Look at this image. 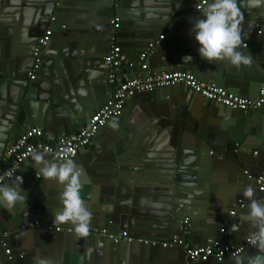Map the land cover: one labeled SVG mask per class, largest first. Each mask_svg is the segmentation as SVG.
Returning a JSON list of instances; mask_svg holds the SVG:
<instances>
[{
    "label": "crops",
    "instance_id": "obj_1",
    "mask_svg": "<svg viewBox=\"0 0 264 264\" xmlns=\"http://www.w3.org/2000/svg\"><path fill=\"white\" fill-rule=\"evenodd\" d=\"M241 1L246 2V0H239V2ZM52 2V13H56L59 17V23H66L68 29L66 32L53 33L56 38L53 37L52 39L50 55L54 57L52 59H55V56H59L60 53H68L69 68H71L70 72L73 75L83 73L86 77L94 78V82L103 83L104 78L102 79V77L107 75V63L104 58L110 49L112 37L115 38L113 43L121 47L123 54L133 64L148 41H150L149 46L152 39L158 40L161 35H164L160 53L154 54L153 58L148 59L150 68L157 69V62L160 58L178 60L185 56H191L192 61L189 63L196 65L207 76L213 77L215 80L212 84L222 86L231 93L246 97L248 96L240 94L241 88L249 94L258 89L259 80L252 79L251 81L249 79L252 75L250 68L237 69L227 62L208 63L203 59L200 63L199 45L191 32L196 18L190 14L192 12L190 4L182 5L179 0H126V9L132 12L127 14L123 27L118 31V36L114 29L112 33V18L106 14L110 4H104L101 0H66L64 4L58 3L59 5L56 0H0V15L4 16V22L8 27L14 25V28H12L13 26L6 28V33H9V40H6L5 45L9 47H2L9 48L12 55L10 61H26L29 58L30 54L28 56L27 51L38 38L35 37L34 33L39 30V26L43 23L44 12L49 9ZM262 9L255 8L256 11L260 10V12ZM241 11L245 14L244 9ZM52 16L54 15L52 14ZM113 18L118 19L119 22V18L116 16ZM250 20L251 25L241 24V29H244L242 30V40L248 45L249 43L252 44L251 52L257 53L259 50L264 52V26L261 29L255 28L253 18ZM45 22L46 28L50 26V19ZM55 26L56 23L52 25L53 31ZM67 45H69V49ZM45 70V68L42 69L44 74ZM139 74L142 78L149 75L147 72H140V69H132L126 64L119 72V77L125 79ZM194 74L197 76L195 72ZM197 77L199 78V76ZM83 80L79 83V94L91 107V113H94L103 102L92 101L91 96L97 94L98 88L95 84L86 85ZM6 91V98L1 99L2 97H0V120L4 119L3 116L6 112L3 107L9 106L7 98L9 100L13 98L15 88L10 86ZM187 92L191 91L187 89ZM158 95L157 91L149 93L148 96L138 95V98L136 97L129 104L126 103L121 121L111 122L108 128L99 133L96 140L92 141L85 150L77 155L75 158L76 165L79 168L88 166L95 169L99 156L98 152L109 146H113L119 151L120 156L117 154L108 155V159L112 157L115 160L107 162L109 164L100 174V178H97L104 183L98 192L106 187L105 183L111 184L110 182L115 180L114 174L122 166L126 168L125 172L129 170L137 174L138 181H142V187L137 188V193L148 195L138 196L142 199H139V203L136 202L132 206V208L135 209L136 207L142 211L138 213L139 222L134 223L136 229L134 231L138 235H149L158 239L163 235L162 224L159 220L164 218L166 206L158 207L157 203L166 204L167 200H170L167 193L168 189L162 186L163 177L165 178L170 167L173 171L175 170L185 176L177 185V191L169 193L170 195L176 193L185 199L186 197L194 198L209 209L211 207L217 208L226 214L225 217L232 216L234 218L241 211L240 201H243L246 205L243 210H246L244 211L246 213L249 201L243 196V192L253 182L252 179L264 170V107L259 110V114L253 113L251 117H236V114H229V111L222 106L204 103L203 98L198 95L191 96L190 101L187 102H184L185 100L180 101V95H177L175 100L179 103L177 110L179 118L184 116L183 122L186 125L194 123L196 132L198 129L201 131L202 135H198L202 142L204 143L205 138H207L213 145L210 151H206L202 148V142L184 130L185 134L182 139L180 138V149H178L170 145L172 139L159 124V122H166L175 113V110L174 108L171 109L170 103H163V98ZM101 96L103 98H99V101L107 98L105 90L101 91ZM34 103L35 100H32L27 107L33 109ZM150 106L154 109L149 108ZM156 111L160 114L158 117ZM83 126L81 125L80 128ZM51 136L59 137L55 134ZM232 137H237L241 141L237 140L238 143H236L237 141L230 140ZM221 145H223L222 149L225 150L229 147L228 150L241 148L249 151L244 154L245 160L239 161V163L242 164L241 167L248 169L245 172L247 176L248 174L252 175V179L248 178L250 183L240 185V181L236 180L237 177L234 175L237 167L232 165V162L227 161L228 158L225 157V153L218 151V147ZM199 150L201 151L198 153ZM255 152H259V155L256 156ZM4 157L5 154L2 158ZM101 158L102 161H105V155H101ZM137 168L140 169V175ZM34 169L35 167L30 164H25L20 168L22 174L19 177L23 181L21 187L24 193H26L27 188L26 180L30 179V174L33 173ZM146 171L149 174L145 173ZM169 176L173 177L172 174ZM36 177L44 180L38 173ZM11 182L13 184L19 183L17 179ZM88 182H90L89 177ZM47 183L54 184L52 182ZM256 191V198L264 200V191H259L258 188ZM259 195L262 196L258 198ZM26 196L31 197L28 194ZM159 196L167 200L164 201L163 198L157 200ZM55 198L58 199V195ZM88 201L91 205L93 204L92 199ZM19 207L28 216L29 222L32 223L34 213H29L27 209L29 206L19 205ZM0 214L4 219L13 216L12 212L4 209H0ZM212 214L215 215L216 212L212 210ZM214 219L213 216L207 217L209 222H214ZM225 224L227 223L224 222L223 226L216 231L215 238L223 243L227 242L225 244L241 242V233L237 231L232 236L233 233L227 232ZM34 228L36 229H33L32 224L28 234L22 237L17 236L15 241L8 243L12 251V244L19 243L22 250L30 252L27 255L32 261L31 264H37L38 259L47 261V264H65V258L69 259L71 255L76 254V251L81 254L79 264H171L172 262L182 264L179 253L177 259L176 257L165 256L158 251L150 252L140 247L126 251L127 249L112 247L99 240L89 243L77 239L74 233H72L73 235L62 236L60 239L41 231L40 228H44V225H35ZM222 229H225L224 232H221ZM126 232L131 233L129 230ZM202 237L194 234V243L196 245L202 244L204 241ZM4 255V247L0 244V256L3 258ZM70 260L72 259L70 258L66 264H70Z\"/></svg>",
    "mask_w": 264,
    "mask_h": 264
},
{
    "label": "water",
    "instance_id": "obj_2",
    "mask_svg": "<svg viewBox=\"0 0 264 264\" xmlns=\"http://www.w3.org/2000/svg\"><path fill=\"white\" fill-rule=\"evenodd\" d=\"M52 1V0H51ZM66 0H61L60 4H64ZM104 4H110L108 6V11L106 14H108L109 18L113 19V16H116L119 18V27L114 29V26L111 25V31L113 33V29L115 33H117L120 28L123 27L125 18L127 14H131V10L126 9V0H101ZM179 2L183 4H190L189 6L192 9V12L190 10L191 16L194 18H201L202 12H199L196 10V0H179ZM241 9H244L245 14L243 13L244 20L242 25H251V20L253 18V24H255V28H258L257 25H260L264 21V8L259 11H256L255 9H250L247 7L246 2L244 1L240 2ZM53 8V2L51 3L49 9H47L44 12V16L42 18L43 23L39 26V30L35 31L34 35L35 37H38L37 40L30 46L27 53L29 58L26 61H10V57L12 56L10 53L9 48H2V47H9L8 45H5L6 40H9V33H6V28H14V25H6L4 22V16L0 15V97L1 99L6 98V90L13 86L15 88V92L13 95V98L9 100L7 98V103L9 106H4L3 109L5 110V115L3 116L4 119L0 120V159L4 156L9 146L15 143V141L27 130H29L32 127L40 126L44 128L49 135L55 136H68L73 131H78L80 126L84 125L91 115L90 106L89 104L82 99V97L79 94V83L83 80V83L86 85H96L98 88L97 94H94V96H91L92 101L97 102H103V104L112 96L114 86L109 83L108 76L110 73V65L107 63V75L103 76L104 78L103 83L94 82V78H89L90 76H84V74L80 75H73L69 68V56L68 53L64 54L60 53L59 56H55V59L53 56L50 55V49L52 47V39L50 43L45 46L43 49L42 55H41V64L39 69L37 70V73H35V78L30 79L29 73L32 70V67L35 62V58L33 56L34 48L37 44L38 39L41 37V33L44 32L46 25L45 21L48 22V20L51 18V15L53 14L55 18L56 26L54 32H66L68 29V25L66 23H59L58 15L56 13H52ZM248 11V13H247ZM255 15V16H254ZM111 19V20H112ZM57 27V28H56ZM242 28V27H241ZM244 30V29H242ZM56 38V37H55ZM155 39H152V42H154ZM150 41L146 44L145 48L148 47ZM163 40L159 41V44L156 46L155 51L150 56L151 58L155 55H158L160 53V47L163 46ZM252 44H247L246 48L240 49L241 51L248 53L252 57V63L248 66L241 67L243 69H249L252 73L250 80L252 79H258V89L256 92L253 91L246 93L245 90H242L241 88L239 91L240 94L247 95L251 99L257 98L259 94V90L261 85L264 83V52L258 51L257 53L255 51L251 52ZM68 49H69V45ZM66 50V49H65ZM63 50V51H65ZM123 51V50H122ZM3 56V57H2ZM149 57V58H150ZM200 63H202V59L200 58ZM158 67L157 69H152L149 67L147 70V73L149 75L153 74H160L161 72L168 71V70H180V71H186V72H195L197 76H199V79L213 83L215 80L213 77L207 76L204 71L201 72V69L196 67V65L184 62L182 58H179L178 60H172L160 58L157 62ZM132 69H139V57L135 59V61L132 64ZM45 70V74L43 73L42 69ZM39 71H42L39 73ZM122 71V68L118 71V78L119 80H122V77H119V72ZM201 74V75H199ZM132 77V76H131ZM217 77V75H216ZM105 90L106 97L102 99V101H99V98H103L101 96V91ZM9 93V92H8ZM161 93V94H160ZM149 93H140L137 94L134 98L130 99L127 104H129L130 101L134 100L136 97L138 98V95H147ZM159 94V95H158ZM157 95L159 97L163 98V103L168 102L170 103L171 109L174 108L175 113H173L170 118L166 122H159L160 126L163 128V131L168 134V136L172 139L170 142V145L173 148L180 149V138L182 139L183 135L185 134L184 130L189 132L190 135L195 136L194 138H197L200 142H202V139L199 137L201 134L200 129L196 132V126L194 123H191L189 125H186L184 121L185 117L179 118L180 116L177 114V110L179 108L178 101L175 100V97L177 95H180V101L185 100L184 102L190 101L191 96L198 95L193 92H187V88L183 85H177V86H170V87H164L157 90ZM200 96V95H198ZM201 97V96H200ZM150 98V97H148ZM203 98V97H202ZM140 99V98H139ZM156 99V98H155ZM32 100H35L33 109H30V107H27L28 104H31ZM101 100V99H100ZM204 103L211 104V105H217L214 102L207 101L204 99ZM158 103H160L158 101ZM176 103V104H175ZM175 106H172L174 105ZM187 104V103H184ZM220 106V105H219ZM221 107V106H220ZM225 110L229 111V114H236V117H244L248 118L251 117V115L259 114L260 109H253L250 108L248 110H234L228 107L222 106ZM264 107V106H263ZM149 108H153L150 106ZM124 113V111H123ZM122 113V114H123ZM157 117L160 115L158 111H156ZM122 116V115H121ZM121 116L112 118L109 123L99 130V132L96 134V136L93 138L92 141L96 140V137L99 133H102L106 128H108L111 122H118L121 121ZM158 119V118H157ZM67 130H69L67 132ZM62 131V132H61ZM58 132V133H57ZM165 134V133H163ZM187 134V133H186ZM199 134V135H198ZM176 138V141H174ZM205 138V137H204ZM237 137H232V141H241L240 139H236ZM203 143V142H202ZM238 143V141L236 142ZM168 144V146H170ZM241 147V146H240ZM202 148L206 151H210L213 148L212 142H210L207 138H205L204 143L202 144ZM223 145L221 147H218L219 152L225 153V157L228 158L227 161L230 163L232 162V165H235L237 168H235L236 173L235 177L236 180L239 182L240 185L250 183V180H248V176L246 175V171L248 169H245L244 167H241L242 164L239 163V161L245 160L244 154H247L246 149H231L228 150V148L222 149ZM83 148L81 151L85 150ZM264 150V149H263ZM80 151V152H81ZM201 150L198 151V153ZM99 156L97 159L96 167L91 168L88 166H85L82 168H79L81 171V180L84 185L83 190L81 192L82 199L85 201L86 206L89 208V210L92 212V221L90 225V229L94 227L98 228H104L107 229L109 232H118V231H126L129 230L131 232V235L137 236V237H143L146 239H152L157 241H165L172 236L176 235L179 232V228L182 224V222L185 220V218L189 219L190 222V229H191V236H190V243L192 245H196L193 241L194 234H198L203 236V243L200 245H205L209 239L215 238V233L217 230H219L223 223L225 226H227V232L233 233L232 236L238 231L242 235V241L243 242L247 237H249V234L252 231H255L249 225L248 223L241 220L242 214H244L246 210L241 209L239 211V214L237 217H225L226 214L222 213L220 210H217V208H210L207 207L205 204H202L198 200H195L194 198L186 197L182 198L178 196L176 193L170 195L169 193L173 191H177V185L181 180L185 178V176L182 173H178L177 171H173V169L170 167V170H167L168 173H166L165 178L163 177L162 186L164 188L168 189V197H170V200L159 196L157 200L163 198L162 200L166 201L165 203H157L158 207L161 205L163 207L166 206V213L163 214L164 218L160 219L161 222V228L163 230L162 237H152L149 235H141L136 234V230L134 227V223L139 222L138 213H141V210H138L132 208V206L137 202L139 199L138 196H148L144 194L137 193L138 187H142L141 182L138 181L137 174L134 172H131L128 170V172H125L126 168L120 167V170L114 174L115 180L113 182H110L111 184L105 183V188L102 189L101 192H98V189L103 186V182H100L97 178H100V174L106 167L107 162L114 161V159H108V155L110 154H117L120 156L118 150L113 148V146H109L106 149L98 152ZM251 154V151H250ZM45 158L49 161H53L50 155L44 154ZM101 155H105V161H102ZM210 155V153H209ZM257 155H259V152H257ZM256 155V156H257ZM212 156V155H211ZM75 161V158L73 159ZM25 164L33 165V161L31 160V157L25 160L22 164V168ZM175 168V167H174ZM94 171L92 173V171ZM138 174L140 175V169L137 168ZM87 172V173H86ZM145 173L149 174L148 171ZM22 174V171H18V173L13 176V178L8 181L7 183H12L11 181L15 180L17 177H19ZM37 170L34 169L33 173L30 174V179L26 180L27 188H26V194L31 195V197H27L26 199V206H29L27 209L29 210V213H34V218L32 219V223L29 222L28 216L25 215V213L22 212V209L18 206L17 209L13 210V216L10 218H3L0 214V233L2 235L0 236V244L3 247V242L9 243V241H15L16 238L22 237L29 233L30 226L35 223H39L41 225H44V228H40L41 231H44L48 233L49 235L62 238V236H69L66 235L64 232L62 233H56L54 231H49L46 225H55L54 224V215L61 207L59 199L55 198L56 195H58L59 192H61V187L54 184H48L45 180L38 179L36 177ZM169 176V175H171ZM35 178V179H33ZM169 176V177H168ZM88 177L89 181L88 182ZM173 178V181H172ZM252 183L250 184L257 190V181L256 179H252ZM176 184V186H175ZM141 185V186H140ZM257 192V191H256ZM93 193V196H92ZM92 196V197H91ZM262 195L257 196L260 198ZM166 197V196H165ZM55 198V199H54ZM134 198V200H133ZM93 204L91 205L88 200H91ZM136 200V201H135ZM246 206V205H245ZM245 208V207H244ZM209 209V210H208ZM212 210L216 212V214H212ZM213 216L215 217L214 222H209L207 220V217ZM35 224V225H34ZM233 225H236L238 227V230L233 229ZM62 226H72L71 224H65ZM73 227V226H72ZM134 233H133V231ZM225 230V229H224ZM199 232V233H198ZM4 233H8L7 237H3ZM71 235V234H70ZM73 235V234H72ZM75 236V234H74ZM184 243L187 241V237H182ZM192 239V240H191ZM83 241H88L91 243L92 241L99 240L107 245H110L112 247L116 248H122L127 249L126 251H130V249L134 248L137 249V247H140L142 249H146L150 252H157L162 253L165 256L170 257H176L178 259V253L180 255V260L182 261V264H185L186 262V251L183 247H168L164 248L161 246V244H143V243H114L113 241L98 237V236H88L87 238L81 239ZM229 242V241H228ZM227 243V242H225ZM240 243V242H239ZM237 243V244H239ZM13 251H12V257L11 259L4 255L3 258L0 256V264H31V260L28 258L27 254H30L27 250H22L21 247H19V243H15V245L12 244ZM25 251V252H24ZM21 252L23 253V256H21ZM79 251H76V254H73L70 256L72 260H70V264H79L81 254H78ZM260 253L258 250L253 246H248L244 252H242L240 255L235 257H228L222 262H216V261H209L213 264H236V258L240 257L244 260L245 264H247V259L254 257L256 255H259ZM69 258V259H70ZM67 257L65 258L64 262L65 264L69 260ZM208 263V262H206ZM171 264H176L175 262H172ZM205 264V263H203Z\"/></svg>",
    "mask_w": 264,
    "mask_h": 264
},
{
    "label": "built area",
    "instance_id": "obj_3",
    "mask_svg": "<svg viewBox=\"0 0 264 264\" xmlns=\"http://www.w3.org/2000/svg\"><path fill=\"white\" fill-rule=\"evenodd\" d=\"M196 1V10L202 12L203 8L206 6L205 0ZM56 2L58 4L61 0H56ZM54 22L55 18L51 17L50 26L45 29L34 48L33 56L35 62L29 73L30 79L35 78V73H37L42 61L41 55L43 49L50 43L53 37L54 31L52 25ZM111 24L114 26V29L118 28V19L113 18ZM257 26L258 29H261V27L264 26V21ZM163 38L164 35H161L158 40L152 42L140 53V72H147L149 69L148 59L155 51L159 41L163 40ZM111 40L112 43L110 49L104 60L111 67L108 80L109 83L114 86L112 96L91 115L82 128L68 136H51L39 126L32 127L24 132L14 144L8 147L5 157L0 159V182L7 183L10 181L20 170L21 164L30 158L31 153L34 151L48 154L56 161L57 153L61 149L70 148L71 158H76L83 148L91 144L99 130L104 128L112 118L121 116L126 103L140 93H153L164 87L183 85L191 92L200 95L207 101L234 110L245 111L250 108L261 109L264 106V83L260 87L257 98L251 99L246 96L231 93L222 86L203 81L192 72L180 70H168L161 72L160 74L148 75L144 78L140 77L139 74L135 77L132 76L119 80L118 71L123 65L127 64L128 66H132V63H130L129 59L123 54L121 47L113 43L115 38L112 37ZM244 44L247 45V42H244ZM254 154L257 155V152ZM9 171L13 174L11 177L5 175ZM248 178L252 179L253 177L248 174ZM253 179H256L257 181L258 190L264 191V170ZM244 207V202L240 201V209H243ZM36 225L41 224L36 223ZM45 227H47L49 231H54L56 233H74L73 227L70 226L46 225ZM221 232H224V229H222ZM191 233L189 219L185 218L179 228V232L165 241L137 237L126 231L109 232L107 229L98 227L91 228L89 236L107 238L114 243L161 244L164 248L181 246L186 251L185 264H202L212 260L222 262L228 257L240 255L248 246H252L248 242V237L239 244H225L217 238H212L209 239L205 245H192L189 242ZM7 236L8 233H4L3 237ZM183 236L187 237L185 243L182 238ZM3 247L5 255L11 259L12 249L8 246V243L3 242ZM20 255L23 256V253Z\"/></svg>",
    "mask_w": 264,
    "mask_h": 264
},
{
    "label": "clouds",
    "instance_id": "obj_4",
    "mask_svg": "<svg viewBox=\"0 0 264 264\" xmlns=\"http://www.w3.org/2000/svg\"><path fill=\"white\" fill-rule=\"evenodd\" d=\"M201 18L195 19L191 32L198 43V54L208 63L227 62L240 69L252 63V57L240 49L246 48L242 40L241 24L244 16L239 0H205ZM250 9L264 8V0H246ZM199 10V9H198ZM184 62H191V56L182 58ZM31 160L37 173L46 181L62 188L58 193L61 207L54 215L57 226L71 224L77 239L87 238L90 233L92 212L82 199L83 183L81 171L71 158V149L63 148L57 153L56 161L45 159L42 152L31 153ZM11 177L9 171L5 174ZM19 183L0 182V209L12 212L19 205L26 206V193L22 190V178H16ZM243 196L249 201L247 212L242 214L241 220L251 225L255 231L249 234L248 242L255 247L259 255L247 259V264H264V200L256 198V190L249 185ZM234 230H238L233 225ZM37 264H47L38 259ZM236 264H245L240 257Z\"/></svg>",
    "mask_w": 264,
    "mask_h": 264
}]
</instances>
